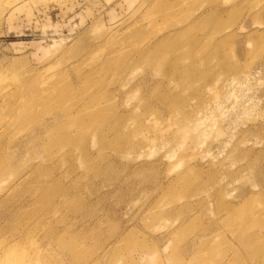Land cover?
<instances>
[{
  "label": "rangeland",
  "instance_id": "374dc122",
  "mask_svg": "<svg viewBox=\"0 0 264 264\" xmlns=\"http://www.w3.org/2000/svg\"><path fill=\"white\" fill-rule=\"evenodd\" d=\"M0 264H264V0H0Z\"/></svg>",
  "mask_w": 264,
  "mask_h": 264
},
{
  "label": "bare ground",
  "instance_id": "6f19581e",
  "mask_svg": "<svg viewBox=\"0 0 264 264\" xmlns=\"http://www.w3.org/2000/svg\"><path fill=\"white\" fill-rule=\"evenodd\" d=\"M172 7H173V6H172ZM175 8H176V7H175ZM169 9L171 10L172 8H169ZM169 12H170V11H169ZM35 90H36V91H37V90H40V91H41L42 88H36ZM35 90H34V91H35ZM27 116H29V115H27Z\"/></svg>",
  "mask_w": 264,
  "mask_h": 264
}]
</instances>
